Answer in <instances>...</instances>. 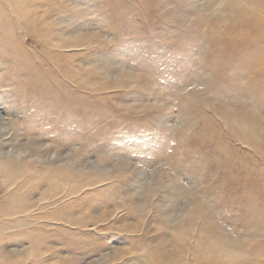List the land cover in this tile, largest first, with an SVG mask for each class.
<instances>
[{
    "label": "rangeland",
    "instance_id": "obj_1",
    "mask_svg": "<svg viewBox=\"0 0 264 264\" xmlns=\"http://www.w3.org/2000/svg\"><path fill=\"white\" fill-rule=\"evenodd\" d=\"M0 264H264V0H0Z\"/></svg>",
    "mask_w": 264,
    "mask_h": 264
}]
</instances>
